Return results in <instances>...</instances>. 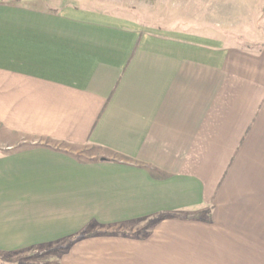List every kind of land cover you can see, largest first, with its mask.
Returning a JSON list of instances; mask_svg holds the SVG:
<instances>
[{
    "label": "crops",
    "instance_id": "obj_1",
    "mask_svg": "<svg viewBox=\"0 0 264 264\" xmlns=\"http://www.w3.org/2000/svg\"><path fill=\"white\" fill-rule=\"evenodd\" d=\"M182 1L0 0V253L264 264V0Z\"/></svg>",
    "mask_w": 264,
    "mask_h": 264
},
{
    "label": "rangeland",
    "instance_id": "obj_2",
    "mask_svg": "<svg viewBox=\"0 0 264 264\" xmlns=\"http://www.w3.org/2000/svg\"><path fill=\"white\" fill-rule=\"evenodd\" d=\"M38 3L44 5H50L48 0H35ZM114 4H106L103 7L106 9H114L115 11L121 13H129L134 17H144L145 20H152V22L147 23H156L158 20H155L154 16L156 14V8L158 9L159 17L164 15H169L171 8H176L178 6V11L186 5H174L171 1L174 0H115ZM169 1V2H168ZM198 1V0H196ZM212 2L210 9L214 11L213 2L217 0H209ZM171 2V3H170ZM227 2V15L228 17L233 16L235 13L233 5V0H226ZM176 3V2H175ZM181 3V2H180ZM185 4V0L182 1ZM222 9V5H216V8ZM191 7V5H190ZM193 7V6H192ZM200 7V6H199ZM195 8L198 10L197 4ZM128 9V10H127ZM150 9V10H149ZM233 9V10H232ZM176 11V9H174ZM244 17L249 18L243 21L228 20L227 21V31L229 34L235 35L236 37L243 36H253L259 34L260 42H264V5L257 12L255 10L249 9L244 6L243 8ZM154 15V16H153ZM253 17L254 20L250 18ZM169 23V22H168ZM218 23V22H215ZM194 24H198L194 22ZM225 29V28H224ZM242 36V37H243ZM89 231V229L85 230ZM66 249L62 245H47V246H34L32 248L24 249L21 251L6 252L0 253V264H62L61 254L64 253Z\"/></svg>",
    "mask_w": 264,
    "mask_h": 264
}]
</instances>
